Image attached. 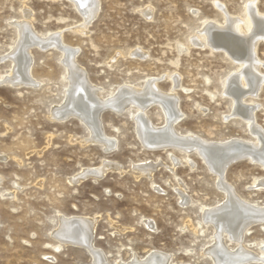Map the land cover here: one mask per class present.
Instances as JSON below:
<instances>
[{
	"label": "rangeland",
	"instance_id": "1",
	"mask_svg": "<svg viewBox=\"0 0 264 264\" xmlns=\"http://www.w3.org/2000/svg\"><path fill=\"white\" fill-rule=\"evenodd\" d=\"M252 1L264 14V0H99V13L84 32L79 27L82 17L68 0H0V78L11 69L5 57L17 41L14 23L29 21L38 34L61 32L62 42L76 49V63L102 98L123 85L142 87L149 79H156L159 91L168 94L177 78L173 93L182 115L175 126L178 132L211 142H253L243 120H225L233 110L231 100L222 95L223 84L239 64L223 50L190 44L205 20L223 24L215 4L238 17ZM146 8L152 11L148 18ZM137 51L144 57L134 56ZM30 53L38 85L0 84V264H94L84 247L61 243L53 248L58 242L51 233L59 229L60 215L97 219L92 239L108 264L130 263L134 255L144 257L152 250L170 255L169 264H211L202 252L211 244L213 230L198 223L202 208L224 201L215 175L194 153L183 159L175 149L145 148L135 130L134 108L102 112L103 133L115 142L110 152L86 142L88 131L78 119L54 121L50 112L62 105L67 86L61 54L52 47L32 48ZM256 56L264 64V41ZM244 101L257 106L254 122L264 133V82L256 97ZM145 113L154 126L164 124L158 106ZM169 153L184 161L172 172ZM103 161L117 164L121 172L70 183L78 172ZM147 162L160 164L151 178L134 169ZM224 178L242 199L264 205V189L255 187L264 181L259 164L238 161L228 166ZM180 184L190 200L186 206L177 196ZM244 245L259 253L264 225L252 226Z\"/></svg>",
	"mask_w": 264,
	"mask_h": 264
},
{
	"label": "bare ground",
	"instance_id": "2",
	"mask_svg": "<svg viewBox=\"0 0 264 264\" xmlns=\"http://www.w3.org/2000/svg\"><path fill=\"white\" fill-rule=\"evenodd\" d=\"M68 1L81 15L83 22L79 27L85 32L87 26L99 13V0ZM215 6L223 16V24L214 20H205L202 28L190 38V44L198 48L209 47L214 51L223 50L226 56L239 64V70L230 75L223 84L222 95L231 100L233 110V114L225 117V120L228 117L243 120L255 138L253 142L237 138L211 142L192 133L178 132L175 126L182 115L173 93L178 83L177 78H170L175 85L168 94L159 91L156 79H149L142 87L123 85L108 99L102 98L100 90L91 85L84 70L76 63V49L62 42L61 32L38 34L29 21L14 23L17 41L10 49L11 54L5 57L10 61L11 69L0 78V84L14 88L36 87L38 83L31 74L30 50L32 48L44 50L48 47L57 50L61 54L67 86L62 105L54 107L50 112L51 119L57 122H63L69 118L78 119L88 131L89 139L86 142L99 143L104 152H110L115 142L103 133L100 121L102 112L110 109L116 113H122L134 108L135 130L145 148L150 151L175 149L184 154L183 159L194 153L215 175L216 187L223 193L224 201L214 207L201 209L202 221L198 225L201 223L205 226L210 225L213 230L211 244L202 252V256H207L211 264H264V245L259 253L250 251L244 245L246 232L257 224L264 225V205L259 206L242 199L224 178L228 166L242 160L259 164L264 169V133L254 122L257 106L245 104L244 101L245 98L256 97L264 82V75L261 72L264 64L256 56L259 43L264 41V14L257 11L255 1L246 4L244 16L238 17L230 15L220 4ZM151 12L150 8H146L143 14L148 18ZM26 16L29 17L30 12L26 11ZM138 52L133 55L144 57L143 53ZM151 106H158L164 115V124L161 127L154 126L146 116L145 111ZM168 158L172 163V168H169L171 172L184 162L171 153ZM185 162L190 168L194 167L188 159ZM158 167L160 164L147 162L134 166V169L140 175L151 178ZM111 170L121 172L117 164L103 161L96 168L81 170L69 181L77 183L86 178H103ZM255 187L263 190L264 181L257 182ZM176 191L180 204L188 205L190 200L185 194V188L180 184ZM96 220V218L60 215L58 217L60 227L51 233V238L58 242V245L53 248L58 249L61 243L76 245L78 248L81 246L91 255L94 264H108L93 243ZM226 240L234 247H229ZM170 259V255L152 250L144 257L134 255L130 263L118 262L117 264H169Z\"/></svg>",
	"mask_w": 264,
	"mask_h": 264
}]
</instances>
